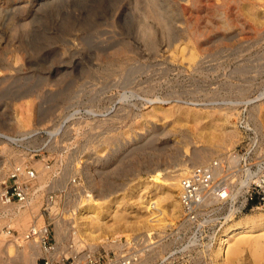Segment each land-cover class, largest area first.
<instances>
[{"label":"rangeland","instance_id":"1","mask_svg":"<svg viewBox=\"0 0 264 264\" xmlns=\"http://www.w3.org/2000/svg\"><path fill=\"white\" fill-rule=\"evenodd\" d=\"M230 1L237 13L225 30L217 29V15H202L188 26L181 19L173 36L169 0L39 6L34 0H0V181L22 162L38 175L47 171L42 182L37 176L32 192L41 200L43 223L48 182L67 184L79 175L81 183L71 186L74 195L51 208L50 227L63 251L88 249L104 264L133 246L140 251L136 264H264V229L246 231L227 244L230 249L246 242L234 261L213 257L204 246L210 238L195 240L189 228L178 231V189L168 191L164 183L158 184L163 192L156 199L165 214L155 228L163 239L149 249L147 230L130 227L149 217L143 206L154 193L152 175L178 164L188 171L197 167L188 163L193 151L207 152L203 163L241 148L248 133L239 127L240 117L264 139V0ZM210 21H216L213 27ZM61 124L63 130L50 137ZM167 192L168 200L162 197ZM87 194L102 199L97 212L105 225L78 250L74 240L83 237L70 228L71 220L92 205L81 200ZM256 213L264 208L237 217ZM57 225L63 227L59 239ZM6 227L14 235L2 237V246L12 243L22 252L25 243L14 240L21 235L16 221L0 217V235Z\"/></svg>","mask_w":264,"mask_h":264},{"label":"built area","instance_id":"2","mask_svg":"<svg viewBox=\"0 0 264 264\" xmlns=\"http://www.w3.org/2000/svg\"><path fill=\"white\" fill-rule=\"evenodd\" d=\"M238 121L239 127L248 133L244 145L205 160L180 179L177 199L181 215L178 223L184 224L176 228L178 231L189 228L195 240L204 237L209 240V234L226 219L264 208V139L246 126L245 117ZM44 164L46 168L52 166L48 159ZM36 175V169L29 164L14 166L0 181V202L25 203L32 193ZM56 177L52 179L55 181ZM80 183L79 175L75 174L67 184L52 186L53 181L50 180L45 187L42 211L46 219L42 225L31 226L26 233V237L36 241L41 250L38 264H104L101 256L88 249L63 251L55 240L54 229L52 232L50 227L54 224L51 208L56 203L59 207L62 201L74 195L71 186ZM5 233L11 237L14 230L6 227ZM134 247H131V252L128 250L109 258L106 264H136L140 251Z\"/></svg>","mask_w":264,"mask_h":264},{"label":"bare ground","instance_id":"3","mask_svg":"<svg viewBox=\"0 0 264 264\" xmlns=\"http://www.w3.org/2000/svg\"><path fill=\"white\" fill-rule=\"evenodd\" d=\"M63 1L68 2L70 0H46V1L34 0V2H36L38 6L43 5V4H46V5L47 4H58V2L62 3ZM181 1L182 2L185 1V4L179 5V3ZM229 1L230 0H221V1H219L220 4H215V3L211 2L210 0H169L167 13H169V22H170V24L169 23L168 24L171 26V28L174 31L172 33V35L174 34L173 36H176V34L178 33L176 31V27H174V26L177 23L181 22L182 21L181 19H183V23H185L188 26L193 21L194 22L199 21V19L202 15L203 16L204 15L205 16L213 15V17L215 15H217V17H218L217 23L218 24L220 23L219 25H217V29L220 30V28H222L225 30L229 26L227 24L228 23L227 20L230 19V17L232 18V16H236V13H237L236 7H235L236 5L235 6L232 5L230 3L231 1L230 2ZM152 12H154V11H152ZM153 14H154V18H156L155 21L158 22L157 24H162L161 22L159 23L160 19L158 18L157 12L156 13L154 12ZM213 17H211V18H213ZM208 19H210V18H208ZM214 22L216 23V21H214ZM214 22L213 21L209 22V24H211V27L214 26L213 25ZM157 24H155V25H157ZM186 25H185V27H186ZM226 25H227V27H226ZM182 30H184V29H182ZM210 31H212V30H210ZM192 35L194 38V36L196 35V31ZM180 36L181 35H179V37ZM191 37L189 36V38H191ZM196 41H197V39H196ZM152 44L150 43L149 45H152ZM154 49H155V47H154ZM155 50H153V51H155ZM191 56L193 57V55H191ZM62 130H63V124H61L57 129L52 131L49 136L53 137ZM231 138L236 139V136L233 135L230 137L229 144H231V142H232ZM206 156H208L206 151H193L192 157L189 159L188 163L192 167L198 166V164H201L203 158ZM26 164H28V162H22V163L16 164L15 166L26 165ZM30 166H32V164ZM182 167H183V164H178V166H177L178 169H176V170L173 169L169 172H166V173L164 172L163 174L154 172L156 174L152 175V178H151L152 184H153L152 189H153L154 193H153V195L148 197V200H146V202H144V206H143V208L145 210L147 209L146 212H148L149 217L142 218L143 220L137 219L136 221L130 222V227L132 230L133 229L134 230L139 229V231L141 229L147 230V235H144L143 237H145L146 241L148 242V244L146 246L149 249L153 248L152 246L155 243H157L161 239H163L161 237L162 235L160 233H158L157 231H155L156 230L155 228L159 227L161 225V218L165 214L164 207L162 205H160L159 200L156 199V198L160 197L161 196L160 194H162V192H163L162 189L159 188L160 185H158V184L164 183V185L166 186L168 191H173L174 189H179L180 179L186 173V170H187V169H183ZM12 168L13 167H11L10 169H12ZM161 171H165V169L161 170ZM46 172H42L39 175L37 173L36 178H37V176L39 177L37 180L38 182H42L44 180V177L46 176V174H45ZM160 176L164 177L163 180L158 179V177H160ZM35 181H36V179H35ZM35 181L33 182V186H32V189H34V190L36 189V187H34ZM32 192H33V190H32ZM35 195L36 194L33 195L31 193L25 203L13 202L10 204H3L0 202V217L6 218L9 220H15L17 227L21 231L20 237L14 239L15 242H17V244L18 243H20V244L25 243L23 246L24 248H23L22 252H16L17 250H14V246H12V243H7L5 246H2V243H3L2 239H4L2 237H6L7 235L5 233H1V235H0L1 236V238H0L1 239L0 240V252H1V255L3 253V256H2V258H0V264H16V263H20V262H23L26 264H28V263L29 264H35L37 257L41 254L40 253L41 250L39 248L38 243L36 241H33L32 239L26 237V233L28 232V229L30 228V227H28V223L32 222V224L35 226H39L42 224V220H41L42 215L39 211L41 200L38 196L36 197ZM169 195H170L169 193L168 194L165 193V195L163 193L162 197L166 198L168 200L170 198ZM103 199H104V197H103ZM81 200L84 201V203L86 205H89L91 203H92V205L86 206L85 208L83 207L84 209H82L81 212H76L75 214H73L74 215L72 217L73 219L71 218L72 219L71 221L74 223V225H73V227H70V228L74 229L73 232L75 234H78L79 236L82 235V237H83V238H77L76 237V240H74V244H75L74 247L78 250H80L82 248V246H83L82 244H88L87 240L89 241L90 239H92L94 237V234H96V232H98L99 230L102 229V225H105V223L101 224V219L98 218L99 215L97 212V210H98L97 207L100 203H102L101 202L102 199L98 198L97 196L87 194ZM178 206H179V202H178ZM175 208H177V207L172 206L171 211L174 212V210H176ZM178 208H180V206ZM32 209H33V211H31ZM241 214H243V213H241ZM241 214H239V215H241ZM237 216L226 219L221 224L222 226H220L219 229L217 228L218 230L214 231L213 234H211V236H209L210 242L207 244H204V246L208 250H210L211 254L216 259L224 260L226 258V260L234 261L237 258V256L240 254V250L243 249V247L241 248V246H243L242 243H244V241L237 243L236 245L234 244V246L230 247V249L226 248L227 244L230 243L232 239L238 238L239 236L243 235V233H245L246 231H250L252 229H258V230L264 229V213H256L253 215H245L244 214V215L239 216V217H237ZM30 219H31V221H29ZM114 223H116V222H114ZM126 223H128V222H126ZM59 224H61V223H59ZM118 224H119V222H118ZM183 224L184 223H181L180 225H183ZM61 226L57 225V227H56L57 232H55L56 233L55 235H57V239H59L60 234H61L60 231L63 229V227L61 229ZM245 244H246V242L244 243V246H245ZM250 244H251V242H250ZM254 244H255V242H254ZM254 244H252V245H254ZM89 247H90V249H92L93 245H90ZM257 249H258V246H257L256 250ZM256 250L254 248V250H252L253 251L252 253H255ZM262 252H264V251H262ZM257 254H258V252L254 254L256 256V257L255 256L254 257L259 259L260 254H258V255ZM260 260L261 259H259V261ZM236 262H238V261H236Z\"/></svg>","mask_w":264,"mask_h":264}]
</instances>
